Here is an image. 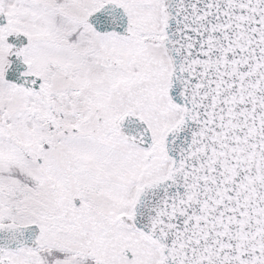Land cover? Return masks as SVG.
Here are the masks:
<instances>
[{
    "label": "snow or ice",
    "instance_id": "snow-or-ice-1",
    "mask_svg": "<svg viewBox=\"0 0 264 264\" xmlns=\"http://www.w3.org/2000/svg\"><path fill=\"white\" fill-rule=\"evenodd\" d=\"M0 264H264V0H0Z\"/></svg>",
    "mask_w": 264,
    "mask_h": 264
}]
</instances>
